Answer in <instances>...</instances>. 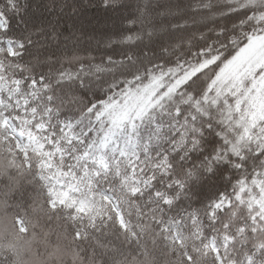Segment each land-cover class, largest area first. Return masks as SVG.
Segmentation results:
<instances>
[{"label": "snow or ice", "instance_id": "6c2138e0", "mask_svg": "<svg viewBox=\"0 0 264 264\" xmlns=\"http://www.w3.org/2000/svg\"><path fill=\"white\" fill-rule=\"evenodd\" d=\"M96 7L120 55L79 47ZM189 8L0 0V264H264V0Z\"/></svg>", "mask_w": 264, "mask_h": 264}, {"label": "trees", "instance_id": "16d2710c", "mask_svg": "<svg viewBox=\"0 0 264 264\" xmlns=\"http://www.w3.org/2000/svg\"><path fill=\"white\" fill-rule=\"evenodd\" d=\"M98 1V0H97ZM131 1V2H130ZM137 0H127V3L129 5H135ZM154 2V9H153V18H156V13H159L160 11L167 12L169 10L173 11L175 9L176 12L179 13V17H183L187 22H189V19L194 20L203 16H196L192 13L191 9L189 8V5L193 3V0H153ZM176 4V5H175ZM181 4V5H180ZM178 6V7H174ZM102 9V8H100ZM103 10V9H102ZM128 10V11H126ZM127 12V15L134 11V7H129L125 9ZM182 14V15H181ZM161 18V19H160ZM159 19L163 21L165 24L169 22H175L173 17H166L160 16ZM210 21L207 20L205 22L201 23H195L191 26H188L186 32L175 34L177 36L179 35H187L188 33H198L200 31H206L207 27L209 25ZM125 27V26H124ZM84 50V49H83ZM123 46L117 47L114 49H100L92 53V55L99 58L103 55H113L117 56L120 55L123 51ZM29 193L32 196H37L36 192H33L31 189L28 190ZM18 199V197H17ZM39 201V197H37ZM7 223V220L5 221ZM43 223V221H42ZM55 227V226H50ZM123 248V251L125 253H128L129 251L132 252L133 255L137 256L138 261L140 264H170V262L174 259L172 256H170L167 251L162 246H152L151 244L147 245V255H144L142 253H138L135 248L128 249L126 246H121ZM104 264H112L111 260H108L107 258L104 259Z\"/></svg>", "mask_w": 264, "mask_h": 264}, {"label": "rangeland", "instance_id": "374dc122", "mask_svg": "<svg viewBox=\"0 0 264 264\" xmlns=\"http://www.w3.org/2000/svg\"><path fill=\"white\" fill-rule=\"evenodd\" d=\"M126 11L124 10L125 16L127 15ZM173 12L177 13V16H179L180 12H176L175 9H173ZM159 13L161 14L160 16H164L166 12L160 11ZM118 16L119 14L116 13H106L99 7L90 9L87 20L84 23V28L82 32L78 33V36L80 37L79 47L91 52V54L100 49H107L105 46V42L107 41L108 37L113 32L125 26L122 25L121 20L118 18ZM205 21H207V19H205L204 17H200L194 20L189 19L187 25L191 26L195 23H203ZM66 35H68V33H66Z\"/></svg>", "mask_w": 264, "mask_h": 264}]
</instances>
